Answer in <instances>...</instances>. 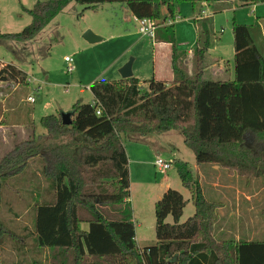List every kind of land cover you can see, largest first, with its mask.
I'll return each instance as SVG.
<instances>
[{"label":"trees","instance_id":"obj_1","mask_svg":"<svg viewBox=\"0 0 264 264\" xmlns=\"http://www.w3.org/2000/svg\"><path fill=\"white\" fill-rule=\"evenodd\" d=\"M203 1H37L32 8H23L30 23L18 33L0 31V41L32 40L72 2L85 9L118 3L131 17L148 19L154 31L170 33L174 26L165 21L174 20L176 4L194 6ZM234 1L238 7L264 3ZM195 21L192 75L183 65H175L180 57L171 36L163 39L157 31V41L172 45V81L153 76L144 81L135 77L95 81L88 88L91 103L73 105L70 125L62 124L60 114L40 120L48 135L69 133L68 142L44 147L47 144L34 138L18 144L0 160V180L19 174L33 157L42 161L41 172L49 188L42 194L45 199L35 205L32 231L35 249L46 252L39 264H264V239L218 237L219 203L207 199L190 168L180 160L172 163L182 186L192 192L193 215L179 223L186 201L168 189L154 205L155 241L142 248L135 241L124 148V143L139 140L135 137L177 131L196 164L216 165L240 179L264 178L263 57L248 26L233 23V78L204 79L213 33L200 16ZM8 82L26 86L27 74L0 62V85ZM32 112L30 107L25 113L30 127ZM168 216L172 224L166 222ZM5 233L0 222V235Z\"/></svg>","mask_w":264,"mask_h":264},{"label":"rangeland","instance_id":"obj_2","mask_svg":"<svg viewBox=\"0 0 264 264\" xmlns=\"http://www.w3.org/2000/svg\"><path fill=\"white\" fill-rule=\"evenodd\" d=\"M37 1L48 0H0V31L23 30L31 21L23 8H32ZM223 7L230 9L217 11ZM128 16L118 3L85 9L72 2L32 40L0 41V62L18 67L27 74L28 81L26 86L12 82L0 85V160L18 144L34 138L47 144L44 147L68 142L69 133L46 134L41 118L71 112L77 102L91 103L89 85L120 80L118 70L130 59L132 75L141 81L150 79L155 70L157 75L159 71L163 75L159 69L172 59V45L155 47L160 29L152 35H142L135 20ZM197 16L208 22L216 47L207 55L204 79L228 77L226 72L216 74L218 68L212 59L217 55L232 57L233 23L248 26L264 60V3L244 7H238L234 0H205L194 6L188 2L176 4L174 20L165 21V25L174 27L170 33L159 31V35L163 39L171 36L182 56L193 49ZM155 25L160 28L158 23ZM87 30L102 40L88 43L82 37ZM65 58H71L73 63L65 62ZM184 63V68L193 70L191 59L185 57ZM175 64L178 66V61ZM70 65L74 66L73 71H68ZM29 96L34 103H27ZM30 107L32 127L26 125L25 118ZM135 138L139 140L126 142L124 147L129 157V203L138 247L155 241L154 205L168 189L179 192L186 201L179 223L194 213L192 192L182 186L173 158L187 164L208 200L219 203L216 212L220 220L216 227L220 239H264V179H240L211 164L197 168L194 154L177 131ZM157 159L170 168L159 172L153 165ZM41 168L42 161L33 157L19 174L0 180V222L8 232L0 235V264H39L46 256L45 251L35 249L32 237L35 205L45 199L42 194L49 188ZM166 222L172 224V218L168 216Z\"/></svg>","mask_w":264,"mask_h":264},{"label":"crops","instance_id":"obj_3","mask_svg":"<svg viewBox=\"0 0 264 264\" xmlns=\"http://www.w3.org/2000/svg\"><path fill=\"white\" fill-rule=\"evenodd\" d=\"M122 11H124V13H128L127 11H125L124 9H122ZM129 14V13H128ZM128 17H130V18H132L133 20L135 19V18H133V17H131L130 15L128 16ZM262 21H264V20H262ZM262 21L260 22L261 24H262ZM262 26H263V28H264V25L262 24ZM253 40V39H252ZM263 41H264V36H263ZM253 42H254V44H255V46H256V48L258 49V51H259V53L261 54V56L263 57V55H262V53L260 52V50H259V48H258V46H257V44H256V42L253 40ZM165 45V44H167V43H164V42H156V44H154V46L156 47V46H158V48H161V45ZM166 46V45H165ZM154 47V48H155ZM162 49V48H161ZM170 49H171V52H169V55H170V57L172 56V48L170 47ZM215 49H216V47L214 46V44L212 43L211 45H210V48H209V50H208V55H210L209 53L210 52H212L213 50L215 51ZM233 49V48H232ZM176 50V49H175ZM180 52H177L176 51V56H179L180 58L178 59V66L177 67H179V68H181V66L183 65V66H185V63H184V60H185V57H188L189 59H191V57H192V50L191 51H188V53L187 54H183L184 56H182L181 54H179ZM232 59H233V51H232V57H228V58H226V59H224V57L222 56V55H217V57H213V59H212V61H215V63H216V65H217V68H218V71H216V74L217 73H219V72H222V73H227L228 74V78L229 79H232L233 78V64H232ZM171 62H172V59L171 58H169V59H167V62H166V64H164V65H162L161 66V69H159V70H161V72L163 73V75H161V73H160V71H159V74L160 75H157L158 73H156V71L157 70H155V73L153 74V77L155 78V79H161V80H165V81H172L173 80V78H174V72H173V69H172V65H171ZM154 63H155V61H154ZM187 65V64H186ZM221 66L223 67V69H221ZM166 71H167V74H166ZM187 73H188V75L190 76V75H192V68H189V70L187 71ZM121 79V78H120ZM138 79V78H137ZM225 79V78H224ZM139 80V79H138ZM141 81V80H140ZM125 148V147H124ZM125 152H126V155H127V158H128V160H129V157H128V154H127V151H126V148H125ZM173 160H178V159H176V158H173ZM197 165V168L198 167H200L201 165H198V164H196ZM259 180H262V179H264V178H258ZM258 179H251V180H258ZM192 200V199H191ZM136 241V240H135Z\"/></svg>","mask_w":264,"mask_h":264},{"label":"built area","instance_id":"obj_4","mask_svg":"<svg viewBox=\"0 0 264 264\" xmlns=\"http://www.w3.org/2000/svg\"><path fill=\"white\" fill-rule=\"evenodd\" d=\"M134 20L138 27L139 33L145 36L152 35L155 27H153V25L148 19H134ZM65 62L72 64L73 60L71 58H65ZM73 70H74L73 65L68 66V71H73ZM26 101L32 104L34 103V98L29 96L26 98ZM96 114L99 115V111H97ZM153 165L159 172H164L170 168L168 163H165L164 161L159 159L155 160Z\"/></svg>","mask_w":264,"mask_h":264},{"label":"water","instance_id":"obj_5","mask_svg":"<svg viewBox=\"0 0 264 264\" xmlns=\"http://www.w3.org/2000/svg\"><path fill=\"white\" fill-rule=\"evenodd\" d=\"M83 39L86 40L88 43H95L98 41H101L102 39L95 35L94 33H92L90 30H87L84 34H83ZM132 59H130L128 62H126L119 70L118 73L120 75V78L125 80V79H129L132 78ZM60 118H61V122L63 125H70L71 124V112H67V113H60Z\"/></svg>","mask_w":264,"mask_h":264}]
</instances>
